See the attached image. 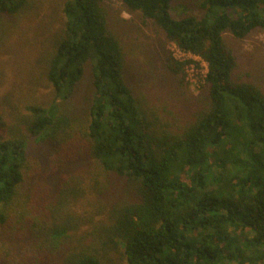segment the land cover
<instances>
[{
  "label": "trees",
  "instance_id": "1",
  "mask_svg": "<svg viewBox=\"0 0 264 264\" xmlns=\"http://www.w3.org/2000/svg\"><path fill=\"white\" fill-rule=\"evenodd\" d=\"M35 1L0 0V20L38 14ZM109 1L63 0L55 29L40 18L54 97L0 107V264H264V89L236 78L225 40L264 32V0H120L207 64L202 105L182 121L132 86ZM168 69L184 75L170 56ZM87 77L73 120L64 107ZM87 162L103 178L90 181L100 221L71 208Z\"/></svg>",
  "mask_w": 264,
  "mask_h": 264
},
{
  "label": "rangeland",
  "instance_id": "2",
  "mask_svg": "<svg viewBox=\"0 0 264 264\" xmlns=\"http://www.w3.org/2000/svg\"><path fill=\"white\" fill-rule=\"evenodd\" d=\"M62 1L36 0L34 3L40 10L38 14L24 15L23 19H17L14 23L0 20V26L6 25L4 34L0 35V107L7 109L8 104L21 107L23 102L40 105L53 99V89L45 80L44 66L53 49L50 38L54 34L42 31L38 20L46 16L49 23L53 24V29L57 28L61 21ZM109 4L113 9L112 28L127 50L131 83L139 96L159 110H169L180 121L190 117V113L202 105L205 98L207 64L167 40L152 21L144 20L140 12H129L120 0H110ZM193 8L195 14L200 13L196 6ZM225 40L238 60L236 78L252 81L264 89V32L256 30L243 40L227 34ZM169 56L178 63H184L183 76L170 72ZM84 80L72 101L64 107L67 116L73 120L87 113V106L92 99L90 78ZM41 150L38 146L33 147L31 151L35 152L31 154L37 158ZM89 162L84 166L88 171L86 180L78 185L74 183L77 189L79 185L82 191L85 189V195L76 201L72 200L71 208L80 217H93L95 221H100L103 217L98 212L99 205L105 195H99L97 183L93 182V186L90 181L95 179L101 185L103 178L99 177L98 180L92 168L95 165L89 166ZM75 169L73 167L70 171Z\"/></svg>",
  "mask_w": 264,
  "mask_h": 264
}]
</instances>
